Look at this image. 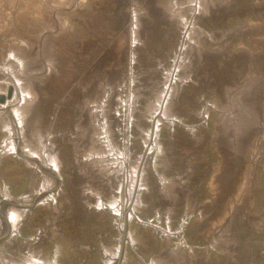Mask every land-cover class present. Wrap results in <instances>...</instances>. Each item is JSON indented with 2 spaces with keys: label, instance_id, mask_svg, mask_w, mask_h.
Masks as SVG:
<instances>
[{
  "label": "rangeland",
  "instance_id": "obj_1",
  "mask_svg": "<svg viewBox=\"0 0 264 264\" xmlns=\"http://www.w3.org/2000/svg\"><path fill=\"white\" fill-rule=\"evenodd\" d=\"M195 1L0 0L3 263L264 264V0Z\"/></svg>",
  "mask_w": 264,
  "mask_h": 264
},
{
  "label": "bare ground",
  "instance_id": "obj_2",
  "mask_svg": "<svg viewBox=\"0 0 264 264\" xmlns=\"http://www.w3.org/2000/svg\"><path fill=\"white\" fill-rule=\"evenodd\" d=\"M191 2V1H190ZM200 0H196L195 1V3H194V9L193 10H198L199 8V5H200ZM181 7V6H180ZM189 7V6H188ZM201 8V7H200ZM176 9V8H175ZM181 9V8H180ZM179 11V10H178ZM178 18V17H177ZM139 22V21H138ZM138 24V23H137ZM187 27V28H186ZM186 32H187V34H190L191 33V31L194 29L193 28V25L192 24H187L186 23ZM136 35V34H135ZM187 36V35H186ZM186 38H188V36L186 37ZM6 71V70H5ZM174 71V70H173ZM170 73V72H169ZM172 74V73H171ZM168 77V79H167V89L165 90V91H163V93L164 94H162V98L158 101V103H159V105H158V108H157V111L155 112L156 113V116H155V123L157 124L158 122H160V120H162L161 118H163V119H165V120H167L165 117H167V115H166V104L168 105V103H167V101H168V98H169V96H170V93L168 92V91H170V87H171V85L173 84V82L175 81V76H174V74L173 75H169V76H167ZM15 81V80H14ZM17 81V80H16ZM15 81V84L17 85V96H18V98H17V100H16V102H14L15 100H14V98L12 99L13 100V102H12V100L11 101H9V102H5L4 101V103L2 104V106L0 107V112H5V114H7L8 116H10L11 117V120H12V125H14L13 126V132L15 131V133H16V130H18L19 129V123H18V121L19 120H17V115H16V108L18 107V104H20V103H22L23 102V96L22 95H24L25 94V96H26V93H22V91L24 90V88L22 89L21 88V92L19 91V88L20 87H22L21 85H19L18 86V83ZM18 82H19V80H18ZM9 85H10V83H9ZM23 85V84H22ZM11 87V86H10ZM14 87V86H13ZM19 87V88H18ZM13 89V88H12ZM15 89V88H14ZM25 91V90H24ZM16 93V92H15ZM6 100H8V99H6ZM26 100V99H25ZM16 111V112H15ZM171 120V119H170ZM154 125L155 126V130H154V132H148V140L150 141V143H151V145H149V147H148V149H152V148H154L156 145L154 144V141H155V132H156V129H157V125ZM154 129V128H153ZM19 132H21V131H19ZM14 133V134H15ZM17 135L18 134H20V133H18V131H17V133H16ZM16 135V136H17ZM15 136V137H16ZM13 137H14V135H13ZM14 137V138H15ZM20 137V136H19ZM17 138V137H16ZM154 139V140H153ZM20 140V139H19ZM153 140V142H151ZM10 141H12L11 139H10ZM17 142V141H16ZM13 143V142H12ZM22 143V142H21ZM8 144V143H7ZM6 144V145H7ZM10 144V143H9ZM14 144V143H13ZM11 145V148H12V151H15V153L18 155V156H20V157H22L24 160H26L27 162L29 161L30 163H32L33 165H34V167L35 166H37V168L40 170V171H43L44 172V174H46V176H49V177H53L54 179H56L55 178V176H58V174H57V169H56V166L54 167V169H48V168H46V169H44L43 168V170H41L42 169V167H41V169H40V164H39V162H38V160H43V159H38L37 157L38 156H36V154H34V153H30V150H28V151H26L25 150V148L23 149L22 147H19L18 145H17V143H15L14 145ZM20 144V143H19ZM23 144V143H22ZM26 145V144H25ZM24 145V146H25ZM155 145V146H154ZM8 146V145H7ZM6 146V147H7ZM154 146V147H153ZM25 147H27V145L25 146ZM9 149H10V147H9ZM26 149H28V148H26ZM147 149V150H148ZM11 151V150H10ZM40 154V153H39ZM39 154H37V155H39ZM42 158H43V156H42ZM45 161V160H44ZM40 163H41V161H40ZM42 163H43V161H42ZM53 163V162H52ZM46 164V163H45ZM140 164V163H139ZM43 166V165H42ZM45 166V165H44ZM108 167V166H107ZM52 168V167H51ZM139 172H140V170H139ZM138 176V175H137ZM140 176V175H139ZM141 177V176H140ZM139 177V178H140ZM133 179V178H132ZM138 179V178H137ZM59 181V179L56 181V182H58ZM133 182V181H132ZM139 182V181H138ZM132 184V183H131ZM51 185V184H50ZM141 186V185H140ZM49 187V186H48ZM48 187H46L45 189H44V191H40V192H37V194H35V195H33V202L30 200V198L28 199L27 198V196H24V197H20V198H14V197H11V196H8V195H5L6 197L5 198H1V200H0V218L2 219V221H0L1 223H0V225H1V227L3 226V229H7V230H9L11 233H14V232H16L17 231V223H18V221L20 220V218H19V215L20 214H18L17 213V211H15V210H10V209H7V208H10V207H15V209L16 208H28V207H30L32 204L33 205H35V202H37V200L38 201H40V200H43V198L45 199L46 197H48V195L46 196V193H48V192H50V191H52V189H47ZM136 191V190H135ZM5 193V192H4ZM131 193V192H130ZM6 194V193H5ZM8 194V193H7ZM50 198V197H49ZM133 198H134V196H133ZM138 198V197H137ZM135 200V199H134ZM31 202H32V204H31ZM136 202V201H135ZM134 203V202H133ZM137 203H138V201H137ZM127 204V203H126ZM135 204V203H134ZM110 205H111V208H115V209H117L116 211L118 212V214H120V212L124 209L125 210V205H123V203L120 205V202H118V201H114V202H110ZM133 205V204H132ZM131 206V205H130ZM24 209H22V210H24ZM9 210V211H8ZM18 210V209H17ZM23 212V211H22ZM21 213V212H20ZM24 213V212H23ZM22 213V214H23ZM122 215V214H121ZM21 217V216H20ZM132 218V214H131V212H130V214H129V216L128 217H126V219H127V222H129L130 221V219ZM125 223H122V224H120V237H119V239H118V241H119V245L118 246H116L117 247V249L115 250V252H113V253H111L110 254V256L109 257H111V259H108L107 261H106V263L105 264H116L117 263V261L120 259V257H121V255H122V246H123V243H133V242H135V240H134V238L131 236V234H130V232H128L127 230H126V228H124L125 227V225H124ZM111 248V247H110ZM104 250H106V249H104ZM106 251H108V250H106ZM107 254V253H106ZM0 256H1V254H0ZM55 256V255H54ZM57 256V255H56ZM54 258V257H53ZM55 259V258H54ZM26 261V260H25ZM34 261V260H33ZM2 261H1V257H0V263H1ZM3 263V262H2ZM7 263V262H6ZM12 263H14V262H12ZM3 264H5V263H3ZM14 264H18V263H14ZM30 264H32V263H30ZM38 264H45V262H38Z\"/></svg>",
  "mask_w": 264,
  "mask_h": 264
},
{
  "label": "built area",
  "instance_id": "obj_3",
  "mask_svg": "<svg viewBox=\"0 0 264 264\" xmlns=\"http://www.w3.org/2000/svg\"><path fill=\"white\" fill-rule=\"evenodd\" d=\"M105 207V206H104ZM108 207V206H107ZM109 208V207H108ZM112 210V209H111ZM113 211V210H112ZM113 214L115 215L114 211H113ZM141 222V220H139Z\"/></svg>",
  "mask_w": 264,
  "mask_h": 264
},
{
  "label": "water",
  "instance_id": "obj_4",
  "mask_svg": "<svg viewBox=\"0 0 264 264\" xmlns=\"http://www.w3.org/2000/svg\"><path fill=\"white\" fill-rule=\"evenodd\" d=\"M3 101V100H2Z\"/></svg>",
  "mask_w": 264,
  "mask_h": 264
}]
</instances>
